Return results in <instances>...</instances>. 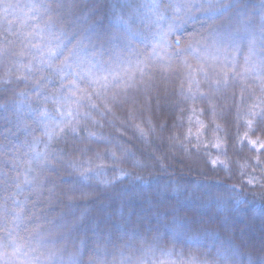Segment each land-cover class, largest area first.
<instances>
[{
  "label": "trees",
  "instance_id": "16d2710c",
  "mask_svg": "<svg viewBox=\"0 0 264 264\" xmlns=\"http://www.w3.org/2000/svg\"><path fill=\"white\" fill-rule=\"evenodd\" d=\"M0 264H264V0H0Z\"/></svg>",
  "mask_w": 264,
  "mask_h": 264
},
{
  "label": "snow or ice",
  "instance_id": "6c2138e0",
  "mask_svg": "<svg viewBox=\"0 0 264 264\" xmlns=\"http://www.w3.org/2000/svg\"><path fill=\"white\" fill-rule=\"evenodd\" d=\"M191 6H194V5H190V7ZM178 43V42H177ZM49 55L51 56V55H55V53H53L51 50H49Z\"/></svg>",
  "mask_w": 264,
  "mask_h": 264
}]
</instances>
